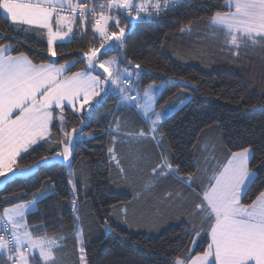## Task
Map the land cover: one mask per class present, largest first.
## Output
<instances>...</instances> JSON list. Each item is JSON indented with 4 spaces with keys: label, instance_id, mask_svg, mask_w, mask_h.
I'll return each instance as SVG.
<instances>
[{
    "label": "snow or ice",
    "instance_id": "6c2138e0",
    "mask_svg": "<svg viewBox=\"0 0 264 264\" xmlns=\"http://www.w3.org/2000/svg\"><path fill=\"white\" fill-rule=\"evenodd\" d=\"M182 2L0 0L7 25L6 30L0 28V182L6 187L40 169H67L72 212L70 229L60 218L50 224H29L28 216L57 195L53 177L46 178L27 200L0 199V264H63L57 253L70 242L75 264H91V229L85 230L79 214L81 182L72 165L80 144L97 139L94 130L86 129L109 98L115 111L108 113L112 119L104 129L109 137L106 151L120 177L128 180L117 145L149 144L155 149V162L144 190L172 180L190 194L189 198L168 192L164 197L173 203L183 201L185 239L192 237L191 246L169 264H264V180L256 186L259 165L252 164V146L222 149L205 142L193 145L189 160H175L164 127L192 97L185 94L178 104L168 100L161 105L164 79L144 84L147 69L126 54L128 37L138 22L166 15ZM206 26L220 50L234 59L242 52L264 49V0H222L210 6ZM191 29L189 21L180 31ZM21 34L35 37L29 47L43 53V58L19 50L16 37ZM77 40H87L86 47L78 49L77 59H64V46ZM113 51L116 55L110 56ZM78 65L80 70L73 71ZM180 82L189 86L183 78ZM40 149L45 154L25 163ZM144 159L135 154L132 167ZM119 211L127 216L126 207ZM109 226L105 219L104 227Z\"/></svg>",
    "mask_w": 264,
    "mask_h": 264
},
{
    "label": "trees",
    "instance_id": "16d2710c",
    "mask_svg": "<svg viewBox=\"0 0 264 264\" xmlns=\"http://www.w3.org/2000/svg\"><path fill=\"white\" fill-rule=\"evenodd\" d=\"M218 2L222 0H183L166 15L138 22L128 37L126 54L147 69L144 84L153 80L160 83L164 79L161 105L168 100L178 104L185 94L192 97L164 127L171 156L177 161H187L195 151L193 145L202 146L205 142H214L222 149L234 148L236 144L251 145L255 152L252 164L254 168L259 165L256 168L258 186L264 180V165H260L264 159V49L257 47L254 51L242 52L239 59L220 50L206 26L210 6ZM189 21L191 31L181 32ZM0 28H7L2 14ZM16 39L19 50L43 58V53L34 46L29 47L34 45L35 37L26 38L21 34ZM86 45L87 40L65 45L64 59H77L78 49ZM109 55L115 56L116 52ZM80 66L73 71L80 70ZM180 78L188 81L189 86L181 83ZM191 84L196 87L193 89ZM110 111H115L112 98L98 109L91 128L86 129L94 130L97 139L80 144L72 165L81 182L79 214L85 230L91 229L89 259L91 264H169L170 259L191 246L192 237L185 239L186 213L180 207L183 201L173 203L164 197L168 192H181L189 198L190 194L172 180L162 181L151 191L143 192L150 165L155 162V149L149 144L117 145L120 157L128 156L132 150L145 158L140 163L142 172L141 168H130L127 160L121 158L122 166L132 175H128L127 181L120 177L106 151L109 137L104 129L112 119ZM43 154L44 149H40L25 163H32ZM66 176L67 169H40L30 178L4 186L0 199L27 200L46 178L53 177L57 195L43 201L39 212L28 216V222L50 224L60 218L70 229L72 212ZM138 192H143L144 197L134 198L139 196ZM121 207L128 209L126 217L119 211ZM105 219L110 225L107 229ZM66 251L74 256L71 242Z\"/></svg>",
    "mask_w": 264,
    "mask_h": 264
},
{
    "label": "rangeland",
    "instance_id": "374dc122",
    "mask_svg": "<svg viewBox=\"0 0 264 264\" xmlns=\"http://www.w3.org/2000/svg\"><path fill=\"white\" fill-rule=\"evenodd\" d=\"M136 153L134 152V151H130V153L128 154V156H119V158L121 159V158H125L126 160H127V163H128V165H129V167L130 168H134V167H132V164H133V162H134V160H133V158H134V155H135ZM145 155V154H144ZM151 155H152V153H151ZM142 163V162H141ZM139 168H143V166H140V164H138L137 165V170H139ZM131 170V169H130ZM144 170V169H143ZM142 170V171H143ZM128 175H132V172L131 171H129L128 172ZM1 183V182H0ZM144 190V189H143ZM144 193H145V190L143 191ZM143 192H138V197H141V198H143L144 197V193ZM148 192V191H147ZM141 193V194H140ZM182 194V193H181ZM183 195V194H182ZM140 199V198H139ZM57 255H58V257H61L62 259H63V264H75V259L76 258H74V256L73 255H71V253L69 252V251H66V249L64 250V251H62V252H59V253H57Z\"/></svg>",
    "mask_w": 264,
    "mask_h": 264
},
{
    "label": "water",
    "instance_id": "95a60500",
    "mask_svg": "<svg viewBox=\"0 0 264 264\" xmlns=\"http://www.w3.org/2000/svg\"><path fill=\"white\" fill-rule=\"evenodd\" d=\"M0 187L4 188V185H3V183H2V182L0 183Z\"/></svg>",
    "mask_w": 264,
    "mask_h": 264
},
{
    "label": "crops",
    "instance_id": "0c3cea01",
    "mask_svg": "<svg viewBox=\"0 0 264 264\" xmlns=\"http://www.w3.org/2000/svg\"><path fill=\"white\" fill-rule=\"evenodd\" d=\"M0 14H2V15H3V13H2V12H0Z\"/></svg>",
    "mask_w": 264,
    "mask_h": 264
}]
</instances>
